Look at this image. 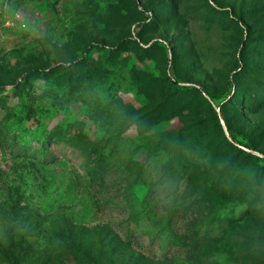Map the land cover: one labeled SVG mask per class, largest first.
Instances as JSON below:
<instances>
[{"label": "rangeland", "instance_id": "rangeland-1", "mask_svg": "<svg viewBox=\"0 0 264 264\" xmlns=\"http://www.w3.org/2000/svg\"><path fill=\"white\" fill-rule=\"evenodd\" d=\"M241 175L264 0H0V264H264Z\"/></svg>", "mask_w": 264, "mask_h": 264}, {"label": "clouds", "instance_id": "clouds-1", "mask_svg": "<svg viewBox=\"0 0 264 264\" xmlns=\"http://www.w3.org/2000/svg\"><path fill=\"white\" fill-rule=\"evenodd\" d=\"M239 181L246 190V199L253 203V206L260 211H264V181L255 182L253 177L241 175ZM162 199L165 203H170V194L174 191L171 182L162 184Z\"/></svg>", "mask_w": 264, "mask_h": 264}]
</instances>
